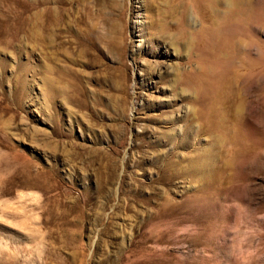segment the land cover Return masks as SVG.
Returning <instances> with one entry per match:
<instances>
[{"label": "rangeland", "instance_id": "1", "mask_svg": "<svg viewBox=\"0 0 264 264\" xmlns=\"http://www.w3.org/2000/svg\"><path fill=\"white\" fill-rule=\"evenodd\" d=\"M221 1L237 57L211 71L207 0H0V264H264V0L248 36L245 0Z\"/></svg>", "mask_w": 264, "mask_h": 264}, {"label": "bare ground", "instance_id": "2", "mask_svg": "<svg viewBox=\"0 0 264 264\" xmlns=\"http://www.w3.org/2000/svg\"><path fill=\"white\" fill-rule=\"evenodd\" d=\"M194 1L198 6H203V0H198L200 4L197 2V0ZM207 1L210 2L213 8V12L211 13L210 17H206V19L203 18V21L209 25V29L207 32L208 37L205 36L204 42L197 49L199 51V59L202 62V64H204V66L207 67L208 70L210 69L211 71H213L221 66L222 58L228 60L229 62H234V59L237 57V45H236L237 33L235 27H230L227 22L221 23L220 19L216 21L211 18L212 16L216 15V12L220 10V8L225 6L223 5V2L221 0H207ZM243 1L244 0H231L229 5H232L233 7H237V5ZM243 5L246 16L245 28L248 36L250 30V16H251L250 13L251 7L249 0H245ZM87 10L88 12L85 11L83 13L82 12L79 13V20L84 27L83 32H86L88 36L87 38H89V40L93 42L94 37H96L95 35H99L100 32L104 30V26L105 24H107V21L103 16H101L100 13L99 15L93 14L89 8ZM62 11H63L62 8L59 7L54 12L53 16H54V21L56 23H58L62 19ZM47 12L49 19L48 22L50 23V19L52 17V10L48 8ZM190 24L191 21L190 18L188 17V11L186 10V8H184V6H182V8L179 11V18L176 25H177L178 36L187 41L186 42L187 44L186 43L181 44L186 48V51L189 50L190 48L189 45L191 44V41L185 35L187 34L186 31L187 28L190 26ZM220 25H222V27ZM49 26L50 24L48 25V28ZM228 27H230L231 29L228 30ZM105 31L107 32V29ZM202 31L204 33V27ZM106 32L103 33L105 35L104 37L102 35V38H104L105 42H107L109 38V36L107 35L108 32L107 33ZM166 44L174 51H178L175 37H171L170 39H167ZM245 50H249V48L246 47ZM221 51H225L226 55L225 56H222V54L220 55ZM247 52L248 51L246 52L243 51V54H247ZM202 68L204 69L203 66ZM241 68L242 66L239 65L237 67V69H239L238 71H240ZM248 70H250V68H248ZM208 77L209 78H206L204 80V72H203L202 75L199 77L190 76L189 78L191 79V81L189 82H191V84L195 87L198 86L204 87V89H206V87L210 85L211 79L216 82H220V79L217 76L211 77L210 72L208 74ZM237 77H238L237 75H234L232 77V80L235 78V80L237 79L236 82L241 83V81ZM239 77L241 78V75H239ZM216 87L217 86H215V88ZM222 90L223 89L217 90V93L220 94ZM214 94L215 92H208L206 95H214ZM205 122L209 125L223 127V128L225 127L226 122L230 123L229 110L226 104L223 101H221L219 98H216L214 102L211 105H209L205 116ZM55 125H56V130H58L57 128L58 124L56 123ZM225 129L229 130L227 127H225Z\"/></svg>", "mask_w": 264, "mask_h": 264}]
</instances>
